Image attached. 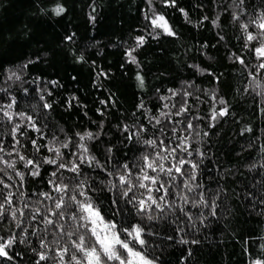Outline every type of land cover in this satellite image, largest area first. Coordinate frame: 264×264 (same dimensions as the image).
I'll return each mask as SVG.
<instances>
[{
  "label": "trees",
  "instance_id": "1",
  "mask_svg": "<svg viewBox=\"0 0 264 264\" xmlns=\"http://www.w3.org/2000/svg\"><path fill=\"white\" fill-rule=\"evenodd\" d=\"M58 5L66 9L60 16L53 12ZM243 7L245 15L256 16L264 11V0H245ZM153 10L165 15L176 36H157L160 30H153L145 19V15H153ZM233 12H239L233 0H175L174 7L165 6L162 0H152L151 6L147 0H0V88L7 89L0 92V105L10 103L14 96L15 110L33 115L38 126L46 123L48 128L43 131L63 128L74 139L75 132H100L99 139L89 144L102 164L109 148L113 161H125L144 150L135 140H126L127 133L122 134L123 125L137 118L149 132L153 131L144 119V110H137L138 104L143 102L145 109L158 115L163 103L180 106L179 96L175 101L159 99L171 96L168 89L186 88L193 93L187 100L191 114L203 117L193 124L198 125L196 131L205 152L197 182L203 183L205 198L217 190L220 198L215 216L210 208L189 205L185 212L190 213V220L178 210L166 209L158 220L150 222L156 234L147 237L152 244L149 251L159 257L158 264H250L251 259L264 258L259 247L264 243L260 239L264 237V96L258 95L264 92V69H258L259 61L244 46L246 37L240 21L233 20ZM244 18L242 15L241 20ZM73 33L71 41L65 39ZM137 36L146 39L133 53L139 66L128 63L126 56ZM233 53L245 57L249 67L235 62ZM81 55L83 61L78 60ZM9 68L22 79L5 83V69ZM199 69L207 71L201 74ZM138 74L144 79L143 88L136 79ZM41 95L52 104L51 109L40 107L45 102L40 100ZM221 97L228 102L229 115L213 122L211 110L224 107L218 103ZM165 111L174 113L176 109ZM45 112L47 118L42 122L37 114ZM14 123L26 122L17 119ZM210 123L215 127L210 128ZM12 126L7 118L0 120V142L7 151L13 148ZM249 127L251 132L244 131ZM20 132L26 133L17 134L23 145L20 151L31 157L35 150L29 138L36 139L39 134L30 128H21ZM204 132L208 135L203 136ZM192 135L195 137V132ZM64 138L60 134V139ZM39 154L51 155L44 148ZM4 158L16 156L14 153ZM52 170L43 165L40 177H26L25 189L29 193L47 191V174ZM90 174L97 175L99 170ZM108 195L99 193L101 199ZM40 228L35 236L29 228V235L20 243L21 230L14 223L0 225V236L7 238L15 233L18 237L8 250L13 258L0 257V264H35L38 257L32 248L40 251L38 237L47 235L42 225ZM47 239L51 241L52 236L47 235ZM182 239L189 242L183 244ZM193 239L199 243L193 244Z\"/></svg>",
  "mask_w": 264,
  "mask_h": 264
},
{
  "label": "snow or ice",
  "instance_id": "2",
  "mask_svg": "<svg viewBox=\"0 0 264 264\" xmlns=\"http://www.w3.org/2000/svg\"><path fill=\"white\" fill-rule=\"evenodd\" d=\"M147 2L151 6L152 0ZM162 2L165 6H175V0H162ZM233 4L239 9V12H233L232 18L234 21H240V28L246 37L244 46L259 61L258 69H264V11L256 16L245 15L243 7L245 0H233ZM65 11L62 5L53 9L57 16ZM180 11L187 18V13L183 9ZM242 15L245 17L243 20H241ZM91 19L95 18L91 17ZM145 19L149 20L153 30H160L157 36L177 35L165 15L155 13L153 10V15L151 17L145 15ZM74 35L75 33L65 39L71 41ZM134 39L135 45L126 51V56L128 63L139 66L137 57L133 53L145 44L146 39L145 36H137ZM233 55L235 62L245 68L249 67L245 63V57L235 53ZM78 60L83 61L84 56H79ZM23 67L26 68L27 64ZM199 71L203 74L207 70L199 69ZM208 74L212 75V73ZM249 76L253 80L256 78L252 72H249ZM13 79L18 81L22 77L10 68L5 69L4 82ZM136 79L143 88V77L138 74ZM50 83L55 85L57 82ZM6 91V88H0V92ZM168 92L171 96H162L159 99L175 101L179 96V107H176L175 102L171 105L163 103L157 110L158 115H152L148 109H145L143 102L137 105V110H144L146 113L144 119L153 129L152 132H149V127L141 123L139 118L132 124H124L122 127V134L127 133L124 138L128 141L135 140L144 146V150L125 161L119 159L113 161L109 148L103 164L92 153L89 144L99 139L100 132L94 133L90 130L75 132L74 139L73 136L67 135L63 128L50 132L43 131L42 129L48 128L46 123L38 126L33 115L15 110L14 96L11 97L10 103L0 105V113H3L0 120L7 118V121L12 123L11 136L14 142L11 151H7L0 142V153L3 154L0 155V164L3 165L0 167L2 174L0 175V225L5 222L14 223V227L21 230L20 243H23L29 235V228L33 229L31 235L35 236L37 231L41 230V225L43 233L52 236L51 241L47 239V235L42 239L38 237L41 250L32 248L38 257L35 264H41L42 261L45 264H158L159 257L149 251L152 244L147 237L156 234L152 231L150 222L158 220L166 209L172 212L178 210L190 220V213L185 212V206L189 205L192 208L201 206L210 208L211 214L215 216L220 190L205 198L203 183L197 182L201 179L205 152L200 146V133L196 131L198 125L194 126L193 120H202L203 117L194 116L190 112L187 98L193 96L192 92L187 91L186 88L180 91L168 89ZM258 95L264 96V92ZM212 99H216L215 95ZM40 100L45 101L40 106L42 109L52 108V104L48 103L43 95L40 96ZM101 103L107 104L106 101ZM218 103L224 107L219 111L215 108L211 110L210 120L213 122L229 115L228 102L221 97ZM32 107L36 108L35 105ZM170 107L175 108L176 111L174 113L165 111ZM97 111L99 112V109ZM37 115L42 122L47 118L46 112L44 115ZM100 115L103 116L104 113L100 112ZM133 115L135 116V113ZM173 116L183 119L174 120ZM17 119L26 123H14ZM181 125L183 127H180ZM99 127L102 131L103 122ZM209 127H215V123H210ZM21 128H30L39 134L36 139L29 138L35 150L31 157L20 151L23 145L16 138L17 134L26 135L25 132H20ZM244 131L251 132L252 129L249 127ZM193 132L195 137L192 135ZM60 134H64L63 140L60 139ZM207 135V132L203 133V136ZM38 140L46 142L40 144ZM41 148L51 155L41 156L39 154ZM261 151L264 152V145L261 146ZM14 153L16 159L4 158L5 155L11 157ZM18 164L22 165V168H18ZM43 165H49L53 169L47 174L48 190L41 189L39 193L33 190L29 193L25 189V179L40 177ZM261 167L264 168V164ZM97 170L99 174H90L96 173ZM198 189L200 191H197ZM101 192L110 195L101 199L99 196ZM209 192H212L211 188ZM178 201L180 203H177ZM178 230L182 231L179 228ZM17 239L15 233L7 238L0 236V257L13 258L9 256L8 250ZM168 239H172V236ZM260 239L264 240V237ZM180 242L187 244L189 241L182 239ZM191 242L199 243L195 239ZM259 247L264 252V243ZM250 264H264V258L251 259Z\"/></svg>",
  "mask_w": 264,
  "mask_h": 264
}]
</instances>
